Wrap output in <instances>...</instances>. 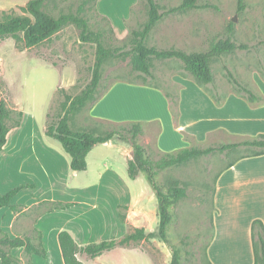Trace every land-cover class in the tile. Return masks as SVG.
<instances>
[{"label":"rangeland","instance_id":"374dc122","mask_svg":"<svg viewBox=\"0 0 264 264\" xmlns=\"http://www.w3.org/2000/svg\"><path fill=\"white\" fill-rule=\"evenodd\" d=\"M30 1L0 0V20L8 16H27L25 7ZM182 1L156 0L161 12L166 15L152 30L147 45L160 51L177 48L196 53L207 51L214 42L231 38L239 45H246L247 49L236 50L212 61L214 81L212 87L206 89L218 91L219 88L223 95L238 92L228 70L247 88L253 89L255 82L263 84L262 2L246 0V9L239 12L238 0H198L197 4L202 8L197 11L167 13ZM43 10L55 18L77 15L82 10L80 17L87 20L92 32L101 34L104 47L121 54L131 50L133 32L141 30L149 19V0H45ZM232 23L234 29L229 32ZM80 35L81 29L69 25L33 48L13 37L0 40V88L10 112L6 123L11 128L7 150L0 157L4 158L0 162L4 168L0 167V195L17 185H39L37 192L24 193L26 205L21 207L24 217L21 235L37 246H44L45 243L42 231L34 225L48 215L56 214L57 201L78 203L85 198L94 202L98 199L97 209L92 210L84 204L74 212L78 217L77 226L85 235L84 245L119 240L137 229H144L147 233L159 229V201L147 173L142 172L135 181L128 174V163L133 158L136 144L143 146L147 157L153 161L163 157L154 149L153 139H147L150 136L142 132L132 140L134 124L115 125L94 120L90 111L95 102H89L72 115L69 123L72 129L98 135L118 130L121 135L109 142H113L115 147L98 145L95 148L88 159L86 172L74 173L70 157L62 145L46 135L48 125L57 123L64 114L66 97L80 96L91 85L97 45L82 42ZM151 64L152 75L144 76L134 68L132 56L106 60L95 100L119 81L150 83L167 89L175 97L178 86L173 83V76L194 78L177 59H153ZM222 144L227 142L195 144L193 147ZM47 146L60 150L64 158L54 162L52 156L46 153L49 151ZM250 153L249 149L241 147L226 153L202 156L181 166L157 170L155 183L165 194H169L175 185L186 190L185 197L169 208L172 220L166 231L167 241H132L97 260L83 254L80 259L85 264H171L174 250H179L182 264H209L207 248L213 233L217 178L231 162ZM118 184H125L128 193ZM67 188L75 189L68 191ZM122 202L126 204L117 206ZM101 219L106 224L104 227H100ZM47 220L51 224L58 223L55 216ZM2 249L9 250L8 247ZM12 254L21 264H44L43 258L29 256L24 249L12 250Z\"/></svg>","mask_w":264,"mask_h":264},{"label":"crops","instance_id":"0c3cea01","mask_svg":"<svg viewBox=\"0 0 264 264\" xmlns=\"http://www.w3.org/2000/svg\"><path fill=\"white\" fill-rule=\"evenodd\" d=\"M260 1L264 18V0ZM194 9L196 8L191 10ZM172 81L178 86L175 97L167 89L157 85L119 81L94 103L90 115L94 120L115 125L139 124L144 134L150 136L147 139H153L154 149L163 155L176 154L192 148L195 144L217 141L239 143L264 134V82L260 85L254 81L253 89L249 88L259 98L251 101L239 92L231 91L223 95L219 88L218 91H210L206 87H212L211 84L200 85L195 78L188 76L174 75ZM103 145L115 147L113 142ZM7 147L8 143L0 157H3ZM46 148L49 150L46 153L52 156L54 162L58 158H64L60 150L51 146ZM95 148L90 152L88 159ZM69 159L71 161V158ZM1 160L4 158H0L2 163ZM0 167L2 168V165ZM45 170L48 171V168ZM22 185L27 184L16 187ZM28 185L33 187L23 189L12 200L11 204L16 210L0 209V238H23L21 234L24 217L21 207L26 205L24 193L37 192L39 188V185L34 183ZM119 186L128 193L125 184ZM30 196L33 200L32 194ZM96 201L98 202V199L94 202L87 198L78 203L57 201L75 203L76 206L66 211L58 210L56 214L52 213L50 216L58 217V223H49V215L40 223H34V228H39L44 236L43 247L48 255L44 264H64L58 240L62 231L70 232L80 247L86 246L83 243L85 235L77 226L78 217L74 212L84 204L92 207V210L97 209ZM125 204L122 202L117 206ZM214 206V238L208 249L210 262L255 264L252 224L256 220L264 224V155L241 159L220 173L214 192ZM100 222V227L106 225L104 219ZM18 264H21L20 260Z\"/></svg>","mask_w":264,"mask_h":264},{"label":"trees","instance_id":"16d2710c","mask_svg":"<svg viewBox=\"0 0 264 264\" xmlns=\"http://www.w3.org/2000/svg\"><path fill=\"white\" fill-rule=\"evenodd\" d=\"M198 0H183L182 3L169 10L167 13H183L193 8L202 7L197 4ZM246 0H238V11L242 12L246 9ZM45 0H31L25 7L27 16H8L4 20H0V40L9 37L21 39L25 42L28 48L39 46L46 40L51 39L55 33L62 31L69 25H76L81 29L80 38L84 43H95L97 45L96 62L94 65V74L90 87H88L80 96L66 97V102L63 105L64 114L59 118L57 123L48 125L46 135L52 139L57 140L63 147L66 154L71 158L70 167L74 173L86 172L88 169V156L90 152L98 145H103L111 142L116 136L121 135V131L114 130L106 135H98L91 131L82 130L75 131L72 129L71 122L72 115L84 108L89 102H96L101 97L95 100L96 89H98L101 82V72L104 63L110 58L132 56V64L134 68L144 76H151V61L158 60H180L185 69L190 72L200 85L212 84L214 81L211 63L215 59H219L225 54H231L239 49H247L246 45H239L231 38L221 39L211 44L210 48L205 52L188 53L184 50L172 48L168 50H159L147 45L152 30L164 18L165 13L161 12L159 4L156 0H149V19L144 27L133 32V40L131 43V50L118 54L116 51L104 47L101 41V34L92 32L89 28L87 20L80 17L79 11L77 15H62L55 18L43 10ZM234 29V24H230L229 32ZM264 44V41L262 42ZM231 81L237 86L238 92L243 93L251 101L259 100L255 93L242 85L228 70ZM1 87V83H0ZM10 119V112L2 99V92L0 88V154L4 151L8 143V137L11 132L8 120ZM20 124L17 122L16 124ZM134 133L132 140H135L138 135L143 132L139 124L132 125ZM245 147L251 151L247 156H243L238 160L231 162L228 168L235 165L241 159L262 156L264 155V134L252 140H247L239 143H227L218 146H211L207 148H189L180 151L176 154H164L163 157L157 161H153L147 157L146 149L136 144L134 146L133 158L128 163L129 178L133 181L137 180L142 172L147 173L150 183L157 192L159 201L160 224L157 232L147 233L144 229H137L134 233L125 236L122 239H113L103 241L101 243H92L85 247H80L73 235L68 231H62L59 234L58 240L61 248L64 264H85L80 256L86 255L91 259H96L107 252H111L119 246H125L132 241H142L147 239H160L167 241V229L171 223V215L169 208L174 202H178L185 197L186 190L179 185L171 187L169 194H165L155 183L156 171H162L171 167L181 166L193 159L202 156L210 155L216 152L226 153ZM33 187L32 185H22L12 189L6 194L0 196V209L10 208L16 210L12 206V200L25 188ZM55 211H66L76 206L75 203L57 202ZM214 225V219L212 218ZM212 237L207 248L208 263L212 264L208 258V249L214 238V227L212 226ZM252 239L253 250L255 256V264H264V224L260 220H256L252 224ZM2 247H8V251L3 250ZM24 249V252L29 256H37L47 259V251L43 245L37 246L29 238H15L11 239L8 236L0 238V263L1 264H18L19 260L12 254V250ZM171 264H182L181 253L179 250H174Z\"/></svg>","mask_w":264,"mask_h":264}]
</instances>
